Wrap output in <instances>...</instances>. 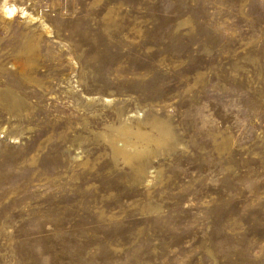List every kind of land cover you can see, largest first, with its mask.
<instances>
[{
  "label": "rangeland",
  "instance_id": "374dc122",
  "mask_svg": "<svg viewBox=\"0 0 264 264\" xmlns=\"http://www.w3.org/2000/svg\"><path fill=\"white\" fill-rule=\"evenodd\" d=\"M9 2L0 264H264V0Z\"/></svg>",
  "mask_w": 264,
  "mask_h": 264
},
{
  "label": "bare ground",
  "instance_id": "6f19581e",
  "mask_svg": "<svg viewBox=\"0 0 264 264\" xmlns=\"http://www.w3.org/2000/svg\"><path fill=\"white\" fill-rule=\"evenodd\" d=\"M12 2V1H11ZM0 14H1V17H3V18H5V19H11V18H13L14 16H15V14L16 13H20L21 14V16H26V18L28 17V19L30 20V15L28 14V12L27 11H25V9H22V8H19V7H16L15 5H13V3H10L9 2V0H2L1 1V5H0ZM123 126V125H122ZM119 128V127H118ZM117 128V129H118ZM120 129H123V127L122 128H120ZM118 131H119V129H118ZM128 132H129V129H128ZM128 132H127V135H128ZM138 132V131H137ZM117 133H120V132H117ZM130 133H131V131H130ZM139 134V133H138ZM117 135V134H116ZM118 138V137H117ZM114 139V138H113ZM112 139V140H113ZM127 136L125 135V131L123 130V131H121V134L119 135V138L118 139H116L115 140V142H116V145H117V147H115V148H113V147H111V148H113V150L114 149H116V148H119V150H121L122 152H128V150H130V149H135V150H137V145L135 146V144H129V143H127ZM114 141V140H113ZM141 142V141H140ZM142 144V143H141ZM112 145V144H111ZM145 146V145H144ZM133 147H135V148H133ZM139 148V147H138ZM141 149H142V147H141ZM116 151H118V150H116ZM134 151V150H133ZM117 153L115 152V155H116ZM126 155V154H125ZM127 156H125V158H126ZM125 160V159H124Z\"/></svg>",
  "mask_w": 264,
  "mask_h": 264
}]
</instances>
